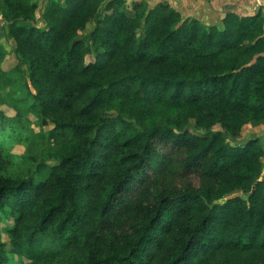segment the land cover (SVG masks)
Segmentation results:
<instances>
[{
    "label": "trees",
    "instance_id": "trees-1",
    "mask_svg": "<svg viewBox=\"0 0 264 264\" xmlns=\"http://www.w3.org/2000/svg\"><path fill=\"white\" fill-rule=\"evenodd\" d=\"M41 9L0 2L28 67L2 72L0 46V264H264V135L210 133L264 124V9L221 26L167 0ZM29 115L56 163L14 153Z\"/></svg>",
    "mask_w": 264,
    "mask_h": 264
},
{
    "label": "rangeland",
    "instance_id": "rangeland-1",
    "mask_svg": "<svg viewBox=\"0 0 264 264\" xmlns=\"http://www.w3.org/2000/svg\"><path fill=\"white\" fill-rule=\"evenodd\" d=\"M2 4H7L9 0H0ZM47 0H32V3L37 5V17L41 15L42 9L46 4ZM132 1L127 0V3L130 4ZM93 27V23L91 22L88 28L81 32V35H86L88 31ZM0 46L3 47L5 52L4 60L1 63V70L5 73H11L15 71V68L18 67L22 69V71H28V67L22 63L20 56L16 51L15 42L9 38L8 32V25L3 18L2 13H0ZM93 60L92 57H89L88 61ZM22 84V82H21ZM9 91V87L4 84V80L0 77V110L9 118H14L16 116V112L14 108L10 105L8 101L7 93ZM6 103H5V102ZM4 102V103H3ZM29 123L26 125L27 127L25 130H21L17 136L18 142L14 147V153L19 155L27 156V160H31L33 158L37 159L38 162L34 164V162H27L25 159L24 169L34 166L40 163V161L46 162L48 164H54L57 161L47 157L48 153L52 152L55 147H53L52 142L49 139H43L42 135H46L47 133L53 128V125L50 124L48 121L38 120L35 116L29 115L28 116ZM188 129L194 133L198 134H205L206 131L198 130L195 126V122L191 121ZM210 133H216L223 137H226L230 142L240 144L249 138L255 136H262L264 135V124L261 125H247L243 128L242 131L234 133V134H227L224 125H217ZM31 163V164H29ZM34 168V170H35ZM26 171L23 170V175L26 176ZM4 241H8L7 235L3 234Z\"/></svg>",
    "mask_w": 264,
    "mask_h": 264
},
{
    "label": "crops",
    "instance_id": "crops-1",
    "mask_svg": "<svg viewBox=\"0 0 264 264\" xmlns=\"http://www.w3.org/2000/svg\"><path fill=\"white\" fill-rule=\"evenodd\" d=\"M133 1V0H131ZM152 6L164 0H146ZM187 17L208 25H219L228 12L252 14L264 9V0H167Z\"/></svg>",
    "mask_w": 264,
    "mask_h": 264
}]
</instances>
